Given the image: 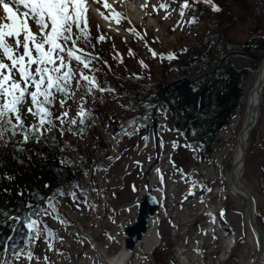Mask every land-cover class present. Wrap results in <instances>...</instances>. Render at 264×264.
<instances>
[{"label":"rangeland","instance_id":"1","mask_svg":"<svg viewBox=\"0 0 264 264\" xmlns=\"http://www.w3.org/2000/svg\"><path fill=\"white\" fill-rule=\"evenodd\" d=\"M159 2L160 0H149L147 9H142L140 5L144 3V0H127V6L122 1L113 3V0H108V3H113V8L116 11L126 17V19H121V23L117 24L114 14L103 7V0L99 4L91 3V0H89L91 6H96L105 16H108L115 26L112 28L102 24L99 17L94 16L95 13L90 8L89 26L93 36L92 43L96 45L94 53L102 61H107L108 65L111 66L110 72L114 75H121L125 67L138 68L137 57H140L150 66L154 79H158L160 76L158 59L161 53L189 49L194 57L203 48L200 41L218 32V27L213 23L212 17L208 13H202L201 10L194 8L185 10L183 21L180 26H177V22L181 21L180 5L184 0H176L175 3L171 4L168 9L171 14L167 19L164 18L165 11L161 10L158 14L152 11L151 5ZM130 5L135 6L138 11L133 12L134 9H130ZM137 16H139L138 21L135 20ZM192 17L196 18L195 23L188 22ZM129 18L132 20L131 23H129ZM97 25L100 26V31L109 37L102 43L96 41V37L100 34L97 32ZM248 25L244 24L231 29L229 40L245 39L249 33ZM119 27L121 29L117 30L116 28ZM130 27H134L140 35L127 31ZM174 27L175 31L172 30ZM141 36L143 39H141ZM212 46L214 48L213 52L216 53V59L209 70L223 66V58L226 55L234 51H240L235 42L226 44L223 47L217 46L214 42ZM149 48L157 53L156 57H153ZM262 59L257 61L252 73L244 79L243 95H245L248 86L257 78L258 67ZM191 61L192 64L185 70V74L173 70L167 74L166 80L172 81L183 75L193 78L195 75L198 77L206 74L208 69L205 66L198 70L195 60ZM233 64L236 67L242 65L252 67L248 59L238 56L233 57ZM96 66L102 69L100 62H97ZM100 73L103 74L104 71L101 70ZM105 76L107 77V75ZM79 95L77 93V101ZM103 96L107 111L117 116L134 114L145 108V105H149L148 98H145L144 102L136 104L123 95L116 93V90L114 93L104 92ZM247 96L245 104H239L241 112L244 108V113ZM129 104L134 106V111L127 108ZM162 105V102H157L158 107L161 108ZM68 107L70 108V115L76 116L78 103L69 101ZM259 113L257 124L252 127L246 140V156L240 181L255 198L256 222L264 231V106L260 107ZM156 115L155 133L141 127L139 133L132 136L114 133L110 128L108 119L100 114L90 117L89 119L93 125L104 133L105 141L108 144L106 155L96 146V139L90 131V127L86 124L85 131L80 136L67 133L69 138H75L81 143V149L84 148L82 156L91 160L88 164L92 171L88 170L87 175L83 173L80 185L87 187L88 179L94 172L95 181L101 190L92 191L91 193V200H89L91 204L95 205L94 209L82 205L81 209L77 210L71 199V206L65 198L59 201L56 206L62 214L61 218L70 219L71 224L62 225L51 216L43 217L44 221H48L49 227L55 231L56 235L63 238V243L59 240L52 241L54 248L59 249L66 255L61 257L54 250L47 251V244L38 241L37 246H34V253L41 258L40 264H43L45 255L54 264H87V261L88 264H104L97 257L96 249L103 250L107 257H114L121 250L126 249L124 230L126 226L134 223L138 202L145 193H142L141 189L147 186L145 176L147 175L150 178L153 174L157 176V182L154 183L158 185V189L154 191V194L158 202H161L159 205L162 204L157 213V229L161 235V242L157 248H154L151 256L143 252V245H141L140 249L142 251L141 253L138 252L141 260L137 259L136 261H139V263L136 262V264H243L256 253L252 251L251 246L246 241L249 228L246 220L247 202L244 198L232 194L227 188V173L230 172L231 157L236 138L234 140L230 138L224 140L218 133L215 139L216 142L212 146L210 159L207 162H198L190 149H183L179 152L176 147H173V135L164 128L162 112L158 111ZM31 119V117H28L26 123H30ZM229 129L230 127L222 131L226 132ZM56 133L61 141V148L68 157L71 156L70 151L77 152L75 147H72L66 141L63 142L59 131H56ZM233 133L235 135L236 131ZM143 136L149 137L147 142L142 139ZM18 138L20 137L18 136ZM161 140L163 141L162 146ZM220 146L225 147V154L221 156L219 164L215 167L216 171L213 173L211 157ZM118 153V158L103 169V163L108 161L109 157L113 158ZM77 158L73 159L74 164L79 163ZM93 162L95 165H92ZM94 169L98 170L94 171ZM212 174H215L216 178ZM221 188H223L224 194L220 191ZM198 199L208 200L209 203H198ZM187 202L189 207L183 210L184 204ZM207 207L212 208L214 212H220L219 216L222 217L227 226H230L229 230L234 233L235 246L230 249V253H223V243L220 240L222 236L218 234L219 231L206 237L200 236L199 233L204 228L207 229L205 214ZM78 225L82 227L83 232L90 235L95 245L87 236L82 234ZM75 234H78V236ZM109 237H114V239H109ZM207 237H209V243L206 241ZM80 241H83V243H80ZM221 255L223 257L226 255V257L220 259ZM184 257L187 258L188 263ZM131 260L129 259L128 264H135L133 259ZM19 264H27V262L21 260ZM33 264H36V262L34 261Z\"/></svg>","mask_w":264,"mask_h":264},{"label":"snow or ice","instance_id":"2","mask_svg":"<svg viewBox=\"0 0 264 264\" xmlns=\"http://www.w3.org/2000/svg\"><path fill=\"white\" fill-rule=\"evenodd\" d=\"M100 2L101 0H91V3ZM175 2L176 0H160L158 4L151 5L152 11L157 14L161 10L165 11L164 18L167 19L171 14L168 9ZM201 2L210 5L213 11H221L214 0H191V3L184 0L180 5L181 21L177 22V26L183 21L185 10L194 8ZM113 3L103 0V7L114 14L119 24L126 17L113 8ZM148 6L149 0H144L140 5L142 9H147ZM90 8L89 0H0V169L4 167L6 155L21 164L25 158L31 161L32 155L39 154L33 151L30 155L25 146L29 143L47 145L50 141L54 142L56 131L61 136L66 133L82 135L86 120L93 114V110L86 107L88 98L94 99L95 92H115L111 87L102 86L96 75L102 70L96 66L97 62L102 63L109 71L111 66L93 51H89L96 47L90 33ZM100 15L109 19L103 12ZM188 22L195 23L196 18L192 17ZM172 30L175 31V27ZM127 31L140 35L134 27ZM97 32L100 33L96 37L97 43L109 38L100 31L99 25ZM149 51L153 57L157 56L154 50L149 48ZM129 52L132 54L131 50ZM168 58H175V55L169 54ZM140 64L147 67L143 60ZM77 93L80 94L78 101ZM69 101L78 103L76 116L70 115ZM153 107L145 105V113L139 117L133 116L121 124L117 135L138 134L141 127H147L150 119L148 112ZM127 108L135 110L131 104ZM28 117L32 118L30 123H26ZM18 136L19 140L16 139ZM142 139L147 142L149 137L143 136ZM160 143L162 146L163 141ZM173 147H177L175 142ZM108 159L111 160L112 157ZM60 163L64 164L66 161L62 160ZM5 180L11 182L15 177L0 171V183ZM44 187L50 185L45 184ZM76 189H79L83 199L77 196ZM9 191L0 190L3 193ZM88 191L76 184L70 186L68 191L57 189L45 197L38 192H28L18 187L17 196L27 194L29 198L22 201V207L17 206L15 209L0 205V227H9L10 233L22 232L20 240L23 243L14 242L16 237L12 234L0 239V264H19L21 260L27 264H33L34 261L40 264L41 258L34 253V246H37L38 241L47 244V251L54 250L58 256H65L52 243L54 240L63 243V238L56 235L43 217L51 216L62 225L71 224L70 219L61 218L62 214L56 206L59 198L70 196L77 210L82 205L94 209L95 205L90 203ZM92 191L99 190L94 188ZM43 264L54 262L45 255Z\"/></svg>","mask_w":264,"mask_h":264},{"label":"trees","instance_id":"3","mask_svg":"<svg viewBox=\"0 0 264 264\" xmlns=\"http://www.w3.org/2000/svg\"><path fill=\"white\" fill-rule=\"evenodd\" d=\"M214 3L220 7L221 11H213L210 5L203 2L196 4L194 9L208 13L212 17L213 23L217 25L218 32L200 41L203 48L194 57L189 49L161 53L158 59L160 67L158 79H154L150 66L140 57H137L138 68L125 67L121 75H114L102 63L100 66L104 73H96L102 86L113 87L116 93L123 95L133 103L140 104L144 102L145 98H148L147 102L149 101V105L154 107L148 112L150 119L147 121V127L143 128L153 132V124L157 120L156 113L162 112L164 128L173 135L172 142L176 143L178 151L190 149L198 162L208 161L217 134L232 125L236 109L243 96V81L252 73L257 61L264 57V0H214ZM244 24H249L247 37L238 41L229 40V31ZM256 26L259 27L257 31L254 29ZM91 37L93 40L92 34ZM214 42L219 47L235 42L240 51L226 55L223 58V66L209 70L216 59V53L213 52L212 46ZM89 51L95 52V49H89ZM169 54H174L175 58L169 59ZM235 56L248 59L252 67L245 65L236 67L233 64ZM141 60L147 67L141 66ZM191 60H195L198 70L205 66L208 69L206 74L198 77L195 75L193 78L183 75L172 81L166 80L167 74L173 70L184 73L192 64ZM133 74L136 75L133 76ZM94 97V99L89 97L86 104V107L93 110L90 117L95 114L102 115L108 119L114 133L120 132L121 124L133 116H142L146 111V108H142L134 114L117 116L107 111L103 93L95 92ZM158 101L163 104L161 108L157 106ZM89 118L85 124L90 127V131L96 139V146L106 155L108 145L104 133L100 132ZM61 137L63 142H68L76 148L77 152L70 151L71 156L68 157L63 152L61 141L55 132L54 142L50 141L47 145L29 143L25 146L30 155L33 151L39 154L32 155L31 161L25 158L24 163L21 164L12 160L9 155L4 157V167L0 171L13 175L15 180L11 182L5 180L0 183V190H10L7 193L0 192V205L9 209H15L17 206L22 207V201L28 200L29 196L27 194L23 197L17 196L18 187L26 189L28 192H38L47 197L57 189L68 191L70 186L80 185L83 173L88 170L92 171L88 164L91 160L82 156L84 148L81 149V143L75 138H69L67 133ZM186 145H191V147H186ZM118 155L119 153L111 160L104 162L103 167L112 164ZM76 157L79 159L78 164L73 163V159ZM62 160L66 163L61 164ZM92 165L95 163L93 162ZM45 184L50 187H44ZM80 186L89 190L90 198L92 189L97 187L94 172L90 176L88 186ZM76 193L83 199L79 189H76ZM63 198L69 202V205H72L73 201L70 196L60 197L59 201ZM45 222L49 226L48 221L45 220ZM9 234L16 237L14 242L23 243L20 240L22 232L10 233L9 227H0V239Z\"/></svg>","mask_w":264,"mask_h":264},{"label":"bare ground","instance_id":"4","mask_svg":"<svg viewBox=\"0 0 264 264\" xmlns=\"http://www.w3.org/2000/svg\"><path fill=\"white\" fill-rule=\"evenodd\" d=\"M119 1H122L124 4L127 3V0H119ZM118 0H116V2H119ZM128 4H126L127 6ZM125 7V6H124ZM130 9H134V11H138L135 6H129ZM91 9L92 11H94V16H97L99 17V21L102 22V24H105L106 26H111L112 28L115 27L114 24L109 20V19H105L103 16L100 15L101 11H99V9L96 7V6H91ZM125 9V8H124ZM92 13V12H91ZM140 15H141V12H140ZM98 19V18H97ZM139 19V16H137V18H135V20L138 21ZM129 21H132L130 18L128 19ZM133 23V22H132ZM134 24V23H133ZM118 30H120L121 28H116ZM123 30V29H122ZM257 77V76H256ZM256 80L257 78L254 79V81L252 82L251 85L248 86V89L245 93V95L242 96L241 100H240V104L244 105L245 104V100H246V96H247V93H248V90L254 86L256 84ZM247 87V86H246ZM258 93H253L251 96H249V99L253 102V103H257V99H258ZM260 95L262 97V101L261 103L259 104V109H258V112H257V115H256V124H257V121L259 119V116H260V107L261 106H264V98H263V95H264V85L261 87L260 89ZM245 120V115H244V108H243V111L241 112V106H239L237 108V113L233 119V123H231L232 125L229 126L230 129L229 131H226V132H219L220 136H222V138L224 140H228L229 138L230 139H235L236 138V134L239 132L243 122ZM252 129V128H251ZM250 130L247 131L246 133V138H245V141L247 140V137L249 136L250 134ZM234 131H236L235 135H234ZM225 154V147L222 148L221 146L218 147L217 151L213 153L212 157H211V166H212V172L215 173L216 171V166L219 164V160L221 158V156ZM238 154H239V151L235 149V146H234V149H233V154H232V161L233 160H236L238 158ZM210 159V158H209ZM243 167H244V164H243ZM243 167L239 168L237 170V176H240L241 172L243 173ZM242 175V174H241ZM213 177L216 178V175L215 174H212ZM227 176H228V173H227ZM240 178V177H239ZM214 179V178H213ZM216 180V179H215ZM152 182H157V176L155 174L151 175L150 177V181H149V184L152 183ZM148 189V185L147 186H144L142 189H141V192L144 193L146 190ZM199 197V196H198ZM200 198V197H199ZM218 199V198H217ZM188 201V200H187ZM191 201V200H190ZM222 201V200H221ZM201 202V203H209L208 200H204V199H198V203ZM214 204V203H213ZM181 205V204H180ZM219 206V205H218ZM187 207H189V203L187 202L186 204H184V207H183V210H186ZM181 208V207H180ZM177 209V208H176ZM207 211L205 212L206 214V218H207V229L204 228V230H202L199 234L200 236L202 237H206L207 235H212L214 233H216L217 231L221 232L218 234H220L222 236V238L220 239L221 242L223 243V248H222V251L223 253L224 252H229L230 253V249L234 246V235L233 233L229 230V226H227L225 223L221 222V219L219 217V214L220 212L218 211H212V208L210 207H207L206 209ZM216 210V209H215ZM164 211V210H163ZM174 214V213H173ZM177 217V216H176ZM171 218V217H170ZM183 221V220H182ZM154 226V222H153V218L150 217L149 218V221H148V227H147V230H146V233L144 235H142V238L140 241H137L135 242L134 246L132 249H135L133 251H136V250H139L141 248V245H143V252L146 253V254H149L150 256L152 255V252L154 250V248H157L159 243H160V236H159V233L154 229L155 227ZM206 227V226H205ZM173 228V227H172ZM82 231V229H81ZM82 233H84L82 231ZM217 238V236H216ZM185 240V239H184ZM207 243H209V237H207L206 239ZM246 241H247V244L251 246V249L253 252H256L257 250V239H256V236L254 234V232L252 230H250L248 228L247 230V237H246ZM185 242V241H183ZM200 242V241H199ZM214 243V242H213ZM197 244V243H196ZM179 247V246H178ZM189 248V247H188ZM193 248V247H192ZM181 249V248H180ZM184 249V248H183ZM194 249V248H193ZM214 249V248H213ZM179 250V249H178ZM97 251V257L104 263V264H128L129 262V256H130V253L126 250V249H123L121 250L116 256L114 257H107L105 252L102 250H99V249H96ZM142 251V250H141ZM177 251V250H176ZM198 251V250H197ZM197 253V252H195ZM222 253V255H223ZM208 254V253H207ZM188 255V253H187ZM190 255V254H189ZM211 255V254H210ZM220 256V259H224L226 257V255L223 257V256ZM255 255V254H254ZM253 256H250L248 258V260H246L245 262H243V264H250L253 260ZM179 257V256H178ZM192 257H194V255H192ZM215 257V256H214ZM175 258V257H174ZM185 261L188 263V260L186 257H184ZM183 259V260H184ZM190 259V257H189ZM264 259V257H263ZM182 260V258H181ZM208 260V259H207ZM90 261V260H89ZM132 261V260H131ZM134 261V260H133ZM175 261V260H174ZM139 263V261H136L135 259V264ZM179 262V261H178ZM185 262V263H186ZM134 263V262H133ZM261 263H264V260L261 262ZM260 263V264H261ZM87 264H88V261H87ZM194 264V263H193ZM206 264V263H205Z\"/></svg>","mask_w":264,"mask_h":264},{"label":"water","instance_id":"5","mask_svg":"<svg viewBox=\"0 0 264 264\" xmlns=\"http://www.w3.org/2000/svg\"><path fill=\"white\" fill-rule=\"evenodd\" d=\"M258 27H255L257 30ZM264 85V59H262L258 67V76L256 84L252 86L248 92L245 110V120L237 133L235 149L239 151L238 158L232 161L230 172L227 177V188L235 196L244 198L247 202V224L250 230H252L257 239V250L250 264H260L264 259V231L256 222V201L253 194L241 183L240 176H237V170L243 167L247 143L245 141L246 133L256 124V115L259 109V104L262 101L260 95V89ZM253 93H258L257 103H253L249 96ZM153 132L155 133V124H153ZM240 177V178H239ZM149 176H145V182L148 185V189L145 191L141 200L137 205V215L132 225L126 226L124 234L126 238L124 240L125 248L132 250L135 241H140L142 235L146 233L148 227L149 218L152 217L159 205L158 199L154 194L158 185L154 182L150 183ZM86 235V233H83Z\"/></svg>","mask_w":264,"mask_h":264},{"label":"built area","instance_id":"6","mask_svg":"<svg viewBox=\"0 0 264 264\" xmlns=\"http://www.w3.org/2000/svg\"><path fill=\"white\" fill-rule=\"evenodd\" d=\"M98 190H101V188L99 187L98 188ZM161 203V202H160ZM162 206V204L160 205V207ZM158 211H159V209H158ZM158 213V212H157ZM156 213V215H157V217H158V214ZM153 222H154V226L153 227H155L154 229L156 230V225H157V221L154 219L153 220ZM157 231V230H156ZM135 250V249H134ZM154 251V250H153ZM138 252H140L141 253V249H139V250H136V251H132V252H130L129 251V253H130V256H129V259L131 260V259H133L134 260V262H135V259L137 260H141V258H140V255L138 254ZM128 259V260H129Z\"/></svg>","mask_w":264,"mask_h":264}]
</instances>
